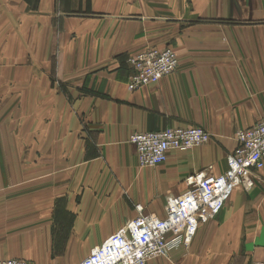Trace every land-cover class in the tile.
Segmentation results:
<instances>
[{
  "label": "crops",
  "instance_id": "0c3cea01",
  "mask_svg": "<svg viewBox=\"0 0 264 264\" xmlns=\"http://www.w3.org/2000/svg\"><path fill=\"white\" fill-rule=\"evenodd\" d=\"M19 1L22 7L0 0V13L29 14L28 28L50 30L51 41L42 31L44 45L36 53L35 32L24 67L20 54H5L6 31H18L20 24L0 20V260L77 264V252H90L117 228L125 197L118 192L116 152L129 144L135 153L132 134L165 125L188 128L181 124L196 112L230 131L250 126L264 111V25L261 16L245 17L264 14V0L226 2L236 20L174 23V42L183 50L178 69L136 92L127 88L124 63L149 46L150 28L160 25L149 21L148 0ZM54 16L65 43L56 81ZM169 99L180 108L170 113L154 106ZM213 110L225 115L214 117ZM192 150L170 152V172L157 183L200 167L204 161L196 157L176 162ZM109 153L112 164L101 160ZM69 216L74 228L60 247L57 229ZM258 262L264 263V169L250 192L236 190L218 218L200 226L189 248L147 264Z\"/></svg>",
  "mask_w": 264,
  "mask_h": 264
},
{
  "label": "built area",
  "instance_id": "2783aa9c",
  "mask_svg": "<svg viewBox=\"0 0 264 264\" xmlns=\"http://www.w3.org/2000/svg\"><path fill=\"white\" fill-rule=\"evenodd\" d=\"M129 89L158 83L177 66L169 52L147 53L134 61ZM211 136L202 128H174L138 133L130 141L142 166L167 161L172 151H186L207 144ZM237 145L227 160V170L218 175L204 172L190 179V189L168 201L165 218L146 215L137 206V217L91 251L81 264H147L168 258L173 250L189 248L199 227L218 218L236 189L250 192L264 169V118L237 133ZM0 264H35L21 259L0 260ZM255 264H264L261 262Z\"/></svg>",
  "mask_w": 264,
  "mask_h": 264
},
{
  "label": "rangeland",
  "instance_id": "374dc122",
  "mask_svg": "<svg viewBox=\"0 0 264 264\" xmlns=\"http://www.w3.org/2000/svg\"><path fill=\"white\" fill-rule=\"evenodd\" d=\"M5 1L9 5L14 4L21 6L23 4L19 0H5ZM34 1L39 2V0H34ZM222 1H224L225 4H222L221 3ZM222 1L218 3V0H148L149 21L160 25L155 28H150V37L152 38V40H150L149 46L146 47L143 51L129 56L127 61L124 63L125 70L127 72L126 85L128 90L130 92H136L144 87L155 85L152 84V85L142 86L133 91L129 89V84L134 74L133 63L140 55L147 53H154V52L163 53L169 51L174 55L177 61V66L167 76L171 75L178 69L179 57L182 54L183 50L179 49L175 45L173 38L174 23L180 21L181 23L184 24L193 21L211 20V18H213V20H221V21L236 20V16H237L236 14H228L229 7L226 4V2H228L229 0H222ZM1 7L0 9H2ZM40 16H44V15H38V17ZM249 16L251 17L261 16L260 21L259 19H255L254 21H259L260 24L264 25V14L261 15L246 14L245 15L246 19ZM28 17L29 14H25L23 12L20 14L16 13L15 15L0 13V20L4 18L3 21L5 22L10 21L12 24V21L14 19L15 22L17 24H20L21 26L20 30L18 31H6L5 54H20L22 58L21 65L24 67L25 65L28 64L27 60L29 58V54L34 53L35 32H36V41H37L36 53L39 54L41 48H43L44 45L43 44L44 41H42L43 37H39L42 31H44L45 33L47 31V35H48L47 43H50L51 41L50 30L47 29L45 31L42 29H37L34 31L33 29L28 28L29 25L27 24V22L30 21ZM53 20H54V28L52 31V44H53L54 59H53L52 69H53L54 80L56 81L57 75L60 74V70L62 66V62L60 61V57H61L60 49L64 47L65 43L62 34L63 25L59 20H57L56 16H54ZM13 37H14L15 45H13ZM19 93L20 94L25 93V91H20ZM154 106L156 107L161 106V108L164 106L165 109H160V112L163 111L174 112L180 108V105L178 103H174L172 99L165 101L164 104L155 103ZM21 112H25V110H22ZM36 112H37V116H39L43 111L38 110ZM56 112L57 111H54V116ZM212 112L215 115L214 117L222 118L225 115V112L222 110H213ZM195 114L196 115L193 117L184 119L181 124V127L202 128L210 134L211 139L207 144L203 146L193 148L194 150L190 149L192 151L183 154L182 155L183 158L176 159V162H182L184 164L188 162H192L196 158L202 159L204 161V163L200 167H196L194 170L188 171V173H185L183 175L179 174L170 181H167L164 184H159L157 183L156 179L158 178L159 175L167 174L170 172L169 167L171 166L172 160L168 161L167 159V162L158 164L153 167H147L141 165L137 150L135 149V153H134L129 144L123 145L120 147V149L117 150L116 168H117V177H118V192H120L121 195H123L125 198L123 201L122 199H120L121 205L119 201L118 210H117V215H118L117 228L115 232H113L109 237L117 233L120 229H122L124 226H126L128 223H130L132 220L136 218L135 210L137 206L139 205L142 206L144 208V211L147 210L148 214H153L156 212V214L159 213L157 214L158 216L163 217L165 214V207L168 201H170L174 197H179L183 195L190 189V179L192 177L201 175L207 171H213L218 175L225 173L227 170L225 167L227 165V160L237 145V140H236L237 133L239 131H243L245 129L250 128L258 121L264 118V111H261L260 116L257 119L252 120L250 126L244 128L233 126L230 128V131H225L228 128H225L226 125L225 124L223 125L221 120L219 121L213 118L211 119L210 117H206L204 113L199 114L198 112H196ZM229 115L224 117L223 120L224 122L228 121ZM25 116H28V111L25 112ZM165 120L169 121L172 119L169 118V116H166ZM160 128L161 127L156 128L154 131L139 132V133H154L162 130L174 129L173 126H169V125L163 126L162 129ZM134 134H138V133H134ZM130 143L132 144L131 141ZM180 152H185V150ZM101 160L105 161L107 164H112L114 163L115 158L112 156V154L110 155L109 153V157L106 158L103 157ZM220 162H222V165H220ZM220 166H223L222 171H218ZM259 174L260 173H258V175ZM176 183H179L177 184L180 187V190L178 191L175 189ZM164 192H166L165 196L163 197V199H160L159 196H161L162 193ZM158 205L159 208L157 207ZM73 222L74 220L72 219L71 216H69V218L67 217V220L65 221L64 225L61 227L63 230L61 228L57 229L58 244L60 245V247L66 243L68 239L69 231L72 230V228H74ZM78 249L79 247L76 246L73 251H76ZM80 251L82 250L80 249ZM90 252L84 254H78L77 252L75 255L80 256V260L78 261L77 264H80L82 260L88 257ZM165 259H169V257L164 258V260Z\"/></svg>",
  "mask_w": 264,
  "mask_h": 264
},
{
  "label": "bare ground",
  "instance_id": "6f19581e",
  "mask_svg": "<svg viewBox=\"0 0 264 264\" xmlns=\"http://www.w3.org/2000/svg\"><path fill=\"white\" fill-rule=\"evenodd\" d=\"M202 146H203V145H202ZM239 190H241V189H239ZM241 191H242V190H241ZM139 206H140V205H139ZM143 209H144V208H143ZM144 213H145V212H144ZM145 214H146V213H145ZM146 215H155V214H146ZM156 216H157V215H156ZM164 216H165V215H164ZM136 217H137V216H136ZM157 217H158V216H157ZM158 218H159V217H158ZM163 218H165V217H163ZM199 228H200V227H199ZM95 248H96V247H95ZM95 248H93V249H95ZM93 249H92V250H93ZM92 250H91V251H92ZM90 254H91V252H90ZM90 254H89V255H90ZM156 259H157V258H156ZM153 260H154V259H153ZM82 262H83V261H82ZM82 262H81V263H82ZM81 263H80V264H81Z\"/></svg>",
  "mask_w": 264,
  "mask_h": 264
}]
</instances>
